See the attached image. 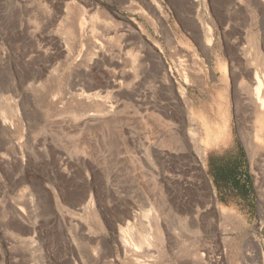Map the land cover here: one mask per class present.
I'll return each instance as SVG.
<instances>
[{"label": "rangeland", "instance_id": "1", "mask_svg": "<svg viewBox=\"0 0 264 264\" xmlns=\"http://www.w3.org/2000/svg\"><path fill=\"white\" fill-rule=\"evenodd\" d=\"M58 1L62 13L47 24L42 0H0V156L17 161L0 162V264H264V117L237 106L225 55L235 35L219 36L207 59L188 35L179 1L155 0L173 45L140 3L150 23L124 0ZM77 4L116 11L118 26L96 24L91 33L93 11L70 26ZM251 34L244 24L236 36L253 69ZM31 35L64 45L72 81L61 57L41 75L22 71L41 63L32 57L21 65ZM153 53L187 90L179 109L195 122L167 117L175 101L162 88ZM140 56L151 62L147 72ZM194 60L209 72L198 83ZM176 61L190 70L187 84ZM190 127L197 137L184 142L176 130Z\"/></svg>", "mask_w": 264, "mask_h": 264}, {"label": "bare ground", "instance_id": "2", "mask_svg": "<svg viewBox=\"0 0 264 264\" xmlns=\"http://www.w3.org/2000/svg\"><path fill=\"white\" fill-rule=\"evenodd\" d=\"M42 1L45 2L44 4L48 5V6L44 5V8H43L42 13H41L42 17H43L42 18L43 23L48 24L49 22H52L51 19L53 17H55L56 14L62 13L61 3L58 0H42ZM124 1H126L125 3H127V6H128L126 9H129L131 12L133 11L134 13H138L140 17H142L144 20L148 21L147 23H150V20L147 17L148 15L146 16L145 11L141 7L138 6V3H140L141 6H143L145 8V10L147 9V11L150 12L152 18H154V20H156V22L159 24V26L162 30V38L165 40V42L168 45H173L174 37H173V35H172V33H171L167 23H166L165 13H164L162 7L155 0H124ZM174 1H175L174 4L178 3L176 1H179L180 3H182L187 8V12H184V13H188L189 15L187 14L188 17L185 16L186 19L185 18L183 19L184 20V26H185L186 30L189 32L188 35L192 39L191 41L194 42V44L198 48L197 50L200 51L202 56H204L205 58L208 59L211 57L212 52L214 51L213 47L219 42L218 41L219 36L224 35V37H225V33L227 30H231L232 34L235 35L232 38L233 40L231 41L230 45L227 44L230 47L227 48L228 51H226L225 55H227L229 58L228 59L229 64H227V65H229L228 69H229V72L231 73L230 75H232V78L229 76V78L232 79V80H230L232 82L231 85H233V87H234V89L238 95L237 98H238V103L240 105H237V106H239V107L241 106L242 110H244L246 112H250V114H253V115H255V113H257L259 111V115H260L259 117L260 118L264 117V0H181V1L180 0H174ZM88 7L89 8L86 9L85 7L83 8L81 5L79 6L77 4V6L74 9L72 8L70 11V16H69L72 19V21H71L72 24H69V25L73 26V19H76V20L80 19L81 20L82 14L93 11L97 15L96 16L94 15V17L89 18V22L92 24V27L90 29L91 33H96V24H101L103 26H113V27L118 26L119 22H118V18L116 17V13H117L116 11H113L109 8H106L103 5H94V6L91 5ZM118 7H119V5H118ZM195 7L198 8V11H196V14L194 15ZM44 20H45V22H44ZM244 24L252 32V34H251L252 39L250 40L249 54H252V56H253V66H251L253 69L250 68L249 64L244 62L246 59H249V57H246L244 55V53H242L241 49L238 48L239 42H238V37L236 36L237 30L239 29V27L241 28V26ZM79 27H80V25H79ZM19 34H20V32L17 33V35H19ZM83 34L85 35V32H83ZM35 36H36V33H35ZM35 36H33V35L29 36V39L31 40V42H29L30 48L28 49V52L30 55L27 56L28 57L27 59L22 58L21 65L29 64L31 62V60H33V59H31L32 57H35L38 59L40 58L41 63L36 64L35 67L32 69L24 68L22 71L27 72L29 74L28 71L30 70V72L32 71V73H34V74L37 73L38 75H41L48 68L47 64L49 65L51 59H53L55 57H56V59L61 57L62 61H61L60 66L62 65L63 67L68 69L67 81H72L73 80V61H72L73 59H72V56L66 52L64 45L60 41H54L52 38L50 39V38H46V37L42 38L40 43H38L37 42L38 40L36 41ZM37 36H39V35H37ZM88 39L92 40L91 37H89ZM221 39H223V37ZM98 48H101V46H99ZM4 54L5 53H3V55H0V58H2L1 56H4ZM156 54H157V52H156ZM156 54L153 53L154 58L152 59V61H153V64L157 67V74L159 75V77L161 79L162 88L165 89V92L167 93L166 95H168V97L171 99L170 101H172V100L175 101L176 111L174 110V113L167 112V117L173 118V120L176 119L178 125H182L184 123L195 122L193 116L186 115V114L183 115V111L181 114V111L179 109V105H180L179 102L184 101L183 103L186 104L187 90L184 87H182L179 83H177V81L175 79L174 80L172 79L173 77L171 76L170 69L166 68V67H168V65L165 67L162 65V63L158 59L156 60V57H155ZM201 54H200V56H201ZM139 55H140V53H139ZM3 58H2V60H3ZM146 59H144L142 56H140V63L142 62L141 65L143 67V71L147 72L149 70V67L152 65H150L151 62H147L148 60H146ZM4 61H5V59H4ZM136 61L139 62L137 60V56H136V58L134 57L131 59L132 65H137ZM17 62H18V60H17ZM135 62H136V64H135ZM176 62L177 63L175 65H173L174 63L172 64L174 66L173 67L174 71H175L177 77H179L180 80L182 82L184 81V83H185V81L189 79V77H187V75L185 74V72L187 70L184 71L185 69L183 68L181 61L180 62L176 61ZM205 64H206V62H205ZM205 64H203V65H205ZM190 66H191L190 67L191 68V77L193 78L192 80L194 81V83H198L199 78L202 75L205 76V75L209 74L208 69L203 68V67H199L198 63L195 60L192 62V65H190ZM222 68H223V66H222ZM27 73H25V75ZM189 74H190V70L188 72V75ZM25 75L22 72V73L18 74V78H20V80H21V78H25L24 77ZM174 78H176V77H174ZM210 81L212 82L211 79H210ZM187 83H185V84H187ZM207 84H208V82H207ZM223 84H225V83H223ZM251 85L254 86V88H252ZM189 86H190V84H189ZM194 86H198V85H194ZM249 87H251L253 89V92L252 91H250V92H252L253 95H251V96H253L254 99L253 98L251 99L250 95H249V98H247L246 91ZM198 88H201V87H198ZM203 88H205V86ZM194 89H195V87H194ZM198 91L201 92V90H198ZM236 93H235V95H236ZM195 102H196V100H195ZM11 108H15V106L14 107L12 106ZM109 108H110L109 109L110 111L117 112V108L115 106H110ZM180 108H182V107H180ZM184 108L186 109V106ZM185 109H184V111H185ZM11 110H13L15 113V109H11ZM16 113L18 114L17 111H16ZM11 118H12V116H11ZM6 120H8V118L7 119L4 118V121H6ZM9 121H10V119H9ZM8 123L10 124V127H12L11 122H8ZM176 131L178 132V135L180 134L179 136H180V138H182L183 141H184L185 137H187V136H189L190 139H193V138L195 139V137H197L196 136L197 130L194 127L189 129V131H187L188 133H185L181 130H180L181 132L179 130H176ZM260 131H264L263 128ZM213 133H214V131H213ZM245 133L247 134V132H245ZM248 135H249V137H251L250 134H248ZM248 135L246 136L245 139L248 138ZM176 139H179V138H176ZM248 140H250V139L248 138ZM179 141H180V139H179ZM196 151H197V149H196ZM251 153L253 155V152H251ZM199 156H200V154H199ZM0 157H1L0 158L1 164H4V165L6 164L5 166H7L8 164L13 163V162L17 163V161L15 160L14 157H11V158L6 157V159H5V155H4V157H2V156H0ZM59 165H61V163ZM5 166H2V167H5ZM4 197H5L4 191L0 190V205H2L4 203L3 202L5 199ZM32 199H33V197H32ZM32 199H30L31 203H32ZM33 203H34V199H33ZM212 203L214 204V207H217L214 200H212ZM212 203H210V204H212ZM31 205H33V204H31ZM20 215L22 217H24V219H25L24 212H21ZM17 222L18 221H16V223ZM18 225H20V224H18ZM18 225H16V226H18ZM19 227H21V226H19ZM17 228L18 227H16V230H17ZM9 229H10V227H9ZM9 229H6V230H9ZM18 230H20V229H18ZM130 232L131 231H127L126 233H130ZM122 246H123V248L126 247V242L124 241V239L122 240ZM125 252H126V250H125ZM32 256H33V254H32ZM38 256H39V253H38ZM33 257H35V254ZM38 261H40V259H38ZM34 264H36V263H34Z\"/></svg>", "mask_w": 264, "mask_h": 264}]
</instances>
